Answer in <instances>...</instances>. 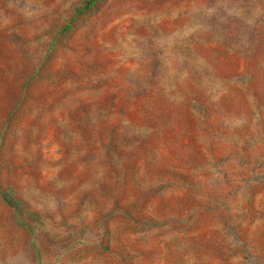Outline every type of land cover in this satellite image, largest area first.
I'll return each instance as SVG.
<instances>
[{
	"label": "rangeland",
	"instance_id": "374dc122",
	"mask_svg": "<svg viewBox=\"0 0 264 264\" xmlns=\"http://www.w3.org/2000/svg\"><path fill=\"white\" fill-rule=\"evenodd\" d=\"M81 1L0 0V264H264V0Z\"/></svg>",
	"mask_w": 264,
	"mask_h": 264
},
{
	"label": "trees",
	"instance_id": "16d2710c",
	"mask_svg": "<svg viewBox=\"0 0 264 264\" xmlns=\"http://www.w3.org/2000/svg\"><path fill=\"white\" fill-rule=\"evenodd\" d=\"M96 1L97 0H82L81 4L75 8L76 13H83L84 11L91 8ZM69 27H70V23L66 24L63 30H67ZM1 194H2V198L8 205L14 207L15 209H19V202L13 199L12 194L9 191H2ZM27 227L30 228V226Z\"/></svg>",
	"mask_w": 264,
	"mask_h": 264
}]
</instances>
